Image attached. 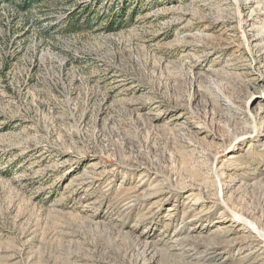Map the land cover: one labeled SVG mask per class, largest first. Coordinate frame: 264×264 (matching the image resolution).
Masks as SVG:
<instances>
[{
    "label": "rangeland",
    "instance_id": "374dc122",
    "mask_svg": "<svg viewBox=\"0 0 264 264\" xmlns=\"http://www.w3.org/2000/svg\"><path fill=\"white\" fill-rule=\"evenodd\" d=\"M0 0V264H264V0Z\"/></svg>",
    "mask_w": 264,
    "mask_h": 264
},
{
    "label": "trees",
    "instance_id": "16d2710c",
    "mask_svg": "<svg viewBox=\"0 0 264 264\" xmlns=\"http://www.w3.org/2000/svg\"><path fill=\"white\" fill-rule=\"evenodd\" d=\"M40 0H19L18 2V7L19 9L23 10V11H29L31 9V5L32 3H37L39 2ZM4 2H8V3H11L13 2L14 3V0H4Z\"/></svg>",
    "mask_w": 264,
    "mask_h": 264
}]
</instances>
